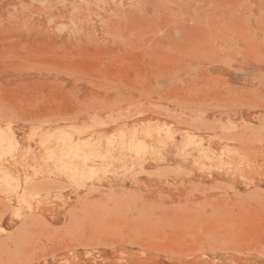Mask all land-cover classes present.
<instances>
[{
  "label": "rangeland",
  "instance_id": "374dc122",
  "mask_svg": "<svg viewBox=\"0 0 264 264\" xmlns=\"http://www.w3.org/2000/svg\"><path fill=\"white\" fill-rule=\"evenodd\" d=\"M0 264H264V0H0Z\"/></svg>",
  "mask_w": 264,
  "mask_h": 264
}]
</instances>
